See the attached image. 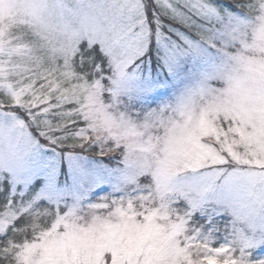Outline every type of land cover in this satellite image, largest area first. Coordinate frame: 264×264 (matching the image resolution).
I'll use <instances>...</instances> for the list:
<instances>
[{"label": "snow or ice", "instance_id": "6c2138e0", "mask_svg": "<svg viewBox=\"0 0 264 264\" xmlns=\"http://www.w3.org/2000/svg\"><path fill=\"white\" fill-rule=\"evenodd\" d=\"M9 2L0 264H51L103 207L159 213L164 251L94 264H264V0Z\"/></svg>", "mask_w": 264, "mask_h": 264}, {"label": "rangeland", "instance_id": "374dc122", "mask_svg": "<svg viewBox=\"0 0 264 264\" xmlns=\"http://www.w3.org/2000/svg\"><path fill=\"white\" fill-rule=\"evenodd\" d=\"M84 155L91 154L85 152ZM104 159L103 163L113 168L120 164L118 154ZM60 174L63 184L69 175L67 161L61 166ZM100 188L113 192L111 183L103 184ZM96 191L98 195L104 194L99 189ZM166 228V221L157 212L141 217L139 212L126 214L118 208L103 207L100 210L86 211L77 220L72 232L58 234L48 246L47 256L51 264H94L96 257L109 252L157 257L164 251ZM58 232L64 233V229H59Z\"/></svg>", "mask_w": 264, "mask_h": 264}, {"label": "clouds", "instance_id": "9594fccd", "mask_svg": "<svg viewBox=\"0 0 264 264\" xmlns=\"http://www.w3.org/2000/svg\"><path fill=\"white\" fill-rule=\"evenodd\" d=\"M21 19L19 8L16 4L5 0L3 5H0V24L5 26H14L19 28L18 21Z\"/></svg>", "mask_w": 264, "mask_h": 264}, {"label": "trees", "instance_id": "16d2710c", "mask_svg": "<svg viewBox=\"0 0 264 264\" xmlns=\"http://www.w3.org/2000/svg\"><path fill=\"white\" fill-rule=\"evenodd\" d=\"M103 160H106V159H103ZM106 162H108V161H106Z\"/></svg>", "mask_w": 264, "mask_h": 264}]
</instances>
